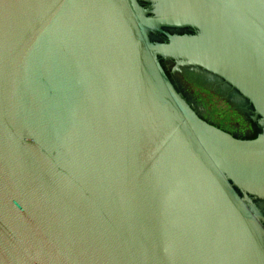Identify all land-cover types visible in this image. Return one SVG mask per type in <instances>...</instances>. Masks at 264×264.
<instances>
[{"label":"water","instance_id":"water-1","mask_svg":"<svg viewBox=\"0 0 264 264\" xmlns=\"http://www.w3.org/2000/svg\"><path fill=\"white\" fill-rule=\"evenodd\" d=\"M0 264H264V0H0Z\"/></svg>","mask_w":264,"mask_h":264},{"label":"flooded vegetation","instance_id":"flooded-vegetation-1","mask_svg":"<svg viewBox=\"0 0 264 264\" xmlns=\"http://www.w3.org/2000/svg\"><path fill=\"white\" fill-rule=\"evenodd\" d=\"M168 31L170 32V33H172V34H191V33H193L190 29H168ZM158 40H160V41H163V37H162V35H158ZM162 62H163V65H164V67L166 68V70L168 71V73H169V75L171 76V78H172V80L178 85V89H180L182 92H183V94H184V96L188 99V100H191L190 99V97H188L187 95H186V93L187 92H190L191 90H193V92L195 91L194 89H195V86L194 85H192L191 83H189V81H187V79H185L186 77H185V75L184 74H181V73H178V71H176V73L175 72H172L174 69H177L178 68V65H177V63L174 61V60H162ZM186 69H188V70H194V68H186ZM198 71H201V69H198ZM192 75V74H191ZM184 80V83L189 87V88H185V89H183L181 86L182 85H180L179 84V82H180V80ZM176 85V86H177ZM181 87V88H180ZM190 88H191V90H190ZM200 112V111H199ZM201 113V112H200ZM201 115L206 119V120H208L209 122H211L212 124H214V125H216L215 123H213L212 121H211V119H209L207 116H205V115H203L202 113H201ZM216 126H218V125H216ZM220 127V126H219ZM221 128H223L224 130H227V131H229V132H232V133H235L237 136H239V137H243V138H253V137H255L256 136V132L254 133V131L253 130H251L250 132L251 133H244V134H240V133H238V132H236V131H231V130H229V129H227V128H225V127H221Z\"/></svg>","mask_w":264,"mask_h":264}]
</instances>
